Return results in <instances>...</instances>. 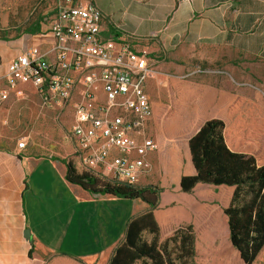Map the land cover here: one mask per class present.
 Instances as JSON below:
<instances>
[{"label":"crops","instance_id":"0c3cea01","mask_svg":"<svg viewBox=\"0 0 264 264\" xmlns=\"http://www.w3.org/2000/svg\"><path fill=\"white\" fill-rule=\"evenodd\" d=\"M74 2L92 3L102 11L103 36L113 37L135 51L146 49L151 53L158 70V76L146 88L148 96L156 99L152 107L171 106V79L181 80L182 62L199 59L195 52H221V59L228 62L225 73L238 81L220 87L184 80L199 91L184 119L164 121L153 114L147 129L148 136L153 139L155 135L161 143L166 140L165 132L185 140L183 145L166 143L159 154L153 151L155 163L171 159L163 176L164 181L173 179L174 183L161 188L169 194L156 211L161 241L184 223H192L197 233L213 230L212 219L218 208L210 206L202 215L191 218L189 198H179L181 178L196 172L189 140L209 120L220 119L229 125V107L239 98L264 110V0ZM54 42L50 33L17 37L0 34V88L9 83L10 62L33 47L52 59ZM166 93L168 105L162 103ZM184 150L188 162L185 168L177 163ZM177 171L184 173L173 178ZM66 172L57 158L0 143V264H109L125 239L129 221L149 210L140 199L91 194L69 183ZM143 175L139 185H153Z\"/></svg>","mask_w":264,"mask_h":264},{"label":"trees","instance_id":"16d2710c","mask_svg":"<svg viewBox=\"0 0 264 264\" xmlns=\"http://www.w3.org/2000/svg\"><path fill=\"white\" fill-rule=\"evenodd\" d=\"M42 19L25 34L42 33ZM170 89L171 106L153 107V114L164 121H182L199 91L179 79H171ZM228 119L229 125L220 119L207 121L189 140L196 172L180 181L179 198H189L191 218L210 206L218 208L213 230L197 233L192 223H184L163 243L156 211L168 191L108 181L79 171L72 159H59L69 183L91 194L140 199L149 207L129 221L109 264H225V248L234 251L241 264L255 262L264 247V110L239 98L230 105ZM145 233L153 236L151 241Z\"/></svg>","mask_w":264,"mask_h":264},{"label":"built area","instance_id":"2783aa9c","mask_svg":"<svg viewBox=\"0 0 264 264\" xmlns=\"http://www.w3.org/2000/svg\"><path fill=\"white\" fill-rule=\"evenodd\" d=\"M103 19L92 3L56 0L41 22L42 33L54 37L53 58L28 49L9 63L8 85H32L46 104L61 107L80 88L69 133L75 162L108 181L139 185L149 169L148 154L158 148L147 134L153 107L146 91L158 76L157 62L146 49L135 51L103 36ZM9 96L10 89L0 88V106ZM26 147L24 139L17 143L18 150Z\"/></svg>","mask_w":264,"mask_h":264},{"label":"rangeland","instance_id":"374dc122","mask_svg":"<svg viewBox=\"0 0 264 264\" xmlns=\"http://www.w3.org/2000/svg\"><path fill=\"white\" fill-rule=\"evenodd\" d=\"M55 6V0H0V34L10 37L23 35L34 27ZM44 41V40H37ZM199 59L185 60L182 62L183 73L181 80H186L195 85L225 86V83L238 81L236 77L229 76L225 70L229 64L221 59V52L202 49L195 52ZM224 56H227L225 51ZM233 83V82H232ZM152 86V84H151ZM10 87V88H9ZM2 88L10 89L9 100L0 106V143L10 147L16 146L20 140L27 142L26 151L37 156H51L60 159L73 158L74 144L70 136V129L73 123L74 104L81 99L80 91H76L71 102L64 107L56 104H46L36 89L29 84L17 83L14 87L6 84ZM155 93V86L152 87ZM100 101H104L102 92L98 93ZM150 101L156 100L149 97ZM162 103L169 104V98ZM166 140L161 143L154 135L153 140L158 141L156 153L159 154L166 147V143L183 145L185 140L176 136L175 133L165 132ZM171 134L173 136L171 137ZM171 139V140H170ZM157 142V143H158ZM156 143V144H157ZM153 152L147 156L149 169L143 175L147 181L159 188L174 185L173 179L164 181L165 168L171 163V159L158 160L155 165ZM151 159V160H150ZM177 163L184 168L188 164L185 150L178 157ZM80 171V165L75 162ZM184 171H177L173 175L178 177ZM147 176V177H146ZM143 237L151 241L153 236L144 234ZM161 241L160 243H163ZM173 247L170 243V248ZM137 264H143L139 262ZM213 264V263H212ZM225 264H241L234 251L225 248ZM253 264H264V247Z\"/></svg>","mask_w":264,"mask_h":264},{"label":"water","instance_id":"95a60500","mask_svg":"<svg viewBox=\"0 0 264 264\" xmlns=\"http://www.w3.org/2000/svg\"><path fill=\"white\" fill-rule=\"evenodd\" d=\"M26 235H27V237H29V235H30L29 230L26 231Z\"/></svg>","mask_w":264,"mask_h":264}]
</instances>
